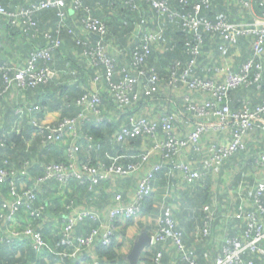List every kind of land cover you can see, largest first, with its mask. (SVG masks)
<instances>
[{"label":"built area","instance_id":"2783aa9c","mask_svg":"<svg viewBox=\"0 0 264 264\" xmlns=\"http://www.w3.org/2000/svg\"><path fill=\"white\" fill-rule=\"evenodd\" d=\"M75 9L83 7V0H40L32 3L28 7H21L18 11L8 12L0 5V14L7 15L9 23L14 26L31 28L35 25L33 14L36 11L48 8H61L67 2ZM149 2L152 9L159 14H167L170 17L177 16V12L167 5L165 0H145ZM186 3L187 0H178ZM209 0H200L193 6L194 13L181 15L180 18L184 27L192 34L193 39L186 42V52L192 56L186 65L178 72L175 67L169 72L168 84L172 88L185 87L189 91L206 93L208 99H204L200 104L194 103L189 96H185V111L192 113L200 119L209 118L213 120V125L206 123L196 124L185 136H180L175 127L176 115L173 112H166L158 119H151L147 116H138L130 124H122L117 133L116 141L124 143L138 136L143 137L146 147L137 162L127 166L111 165L103 163L92 164L89 161H77L76 153L82 148L78 139L89 143L90 138L80 136L78 131L81 123L94 120L97 124L104 121L110 122L109 117L104 116L98 105L100 99L101 83H106L111 96L115 102L121 106H130L139 102L142 97H153L160 90L162 78L155 71L154 67L146 65V59L151 55L152 45L161 42V30H154L144 33L141 29H136L134 33L133 68L121 71V78L114 80V56L107 54L102 44L106 34L105 25L98 19L90 16L83 17L82 23L87 34L99 36L96 45L85 51V55L90 58L92 65L101 67L96 70L92 77V84L95 90L89 88L77 100L76 106L81 110L75 117L60 119L56 122H47L38 116L42 111L39 104H27L20 102L14 108L15 122L18 124L23 119L34 128L36 135L43 137L46 144H56L61 138L68 135L70 143L67 153L71 158L68 163L53 162L46 165L44 173L36 180L37 185L54 180L61 184L67 183L75 178L79 183H88L89 186L97 185L103 181H115L119 178L131 177L144 172L136 182L134 193L131 200L124 203L122 194L116 192L112 203L108 209V221L104 223L103 215L98 209L84 208L77 206L70 200L65 205L66 215L61 226L60 243L73 253H90L96 246H109L112 242V233L116 230L114 222L117 220H133L141 215L142 204L145 198L150 197L154 192V182L156 176L164 172L167 176H175L176 173L189 184L199 180H205L210 174L218 173L223 163L232 157L236 152L245 148V138H247L256 123L261 120L264 114V99L259 103L244 101L242 108L232 111L227 105L226 100L228 91L238 86H254L261 88L264 84V70L258 59L264 53V7L260 17L251 22H228L220 20L217 23L201 21L197 14L202 5H207ZM133 7H136L133 5ZM137 8V7H136ZM63 13H60L62 15ZM203 25L207 31H219L223 38L232 45L236 44L240 35H254L252 43L253 56L244 62L239 71H232L225 65L216 70L217 75L223 76V81L213 79H202L195 76L194 68L196 58L201 53L203 39L199 31V26ZM49 44L36 51H32L22 67L12 69L7 65H0L1 77L4 87L0 92L11 93L13 89L24 90L46 83L51 76L52 70L47 64L52 60V50L60 44L59 40H53L50 35H46ZM79 43V41H78ZM83 44V42H80ZM112 55V54H111ZM43 63H39V61ZM179 66V62H176ZM257 121V122H256ZM16 124V125H17ZM212 128L214 131L229 130L231 140L227 144L207 143L202 145V137ZM11 131H19L18 127H13ZM90 146V145H88ZM185 148H191L196 152L205 150L207 156L201 162V169L195 170L194 167L184 161H174L182 154ZM154 154H158L159 161H153ZM173 159V160H172ZM258 166L264 169V153H260L255 161ZM27 164V163H26ZM21 171V174H24ZM14 179H18L16 172L0 169V182L9 180L12 199H6L3 207L8 208V213L0 214L4 220L5 229L3 233L9 232L10 240L19 237H28L32 240L35 248H39L43 239L40 232L35 231L30 224L26 225L22 231L10 229L15 221V214L20 206H24L31 216L39 217L45 211V206L32 208V203L37 198V192L20 186L15 189ZM243 206L238 207V211L233 215L235 218L247 220V227L240 237H228L224 240L221 253L218 254L212 264H254L253 258H247L248 252L264 254V249L260 243L264 242V187L258 186L254 192V207L248 214L243 213ZM205 212L202 227L199 230L201 239L207 238L212 230L214 215L210 206L203 207ZM259 213L257 215L256 213ZM260 216V217H259ZM90 219L97 221L98 225L92 227L85 234L77 233V223ZM6 235V234H4ZM170 241L176 249L180 261L184 264H199L194 257L188 254L183 242L182 232L177 228L171 216L170 208H166L164 213L158 218L157 230L151 235V244H165ZM94 264H100L97 260ZM151 264H162V251L154 252L151 257Z\"/></svg>","mask_w":264,"mask_h":264},{"label":"trees","instance_id":"16d2710c","mask_svg":"<svg viewBox=\"0 0 264 264\" xmlns=\"http://www.w3.org/2000/svg\"><path fill=\"white\" fill-rule=\"evenodd\" d=\"M39 1L40 0H0V5H2L8 12L15 13L19 8L28 7L30 4ZM165 1H167V5L171 9L177 12V16L170 17L164 13L159 14L153 10L151 4L145 0H83V7L81 9L73 8L71 6V2L69 1L65 6L59 9L48 8L36 11L33 14V21L35 22V25L31 28L27 27V29L11 25L9 23L8 16L0 14V65H7L12 68L9 71L11 74L14 72L13 68L22 67L25 64L26 59L32 51L40 50L49 44V39L46 35H50L49 38L53 40H59L60 44L57 48L52 50V60L47 62V64L50 63L49 66L51 70H53V68L64 69V72L59 78V81L64 83L62 85H60L61 83L59 82L55 83L54 79L50 76L46 83L39 84L35 87H29L22 90V92H24L26 96H29L32 102L39 104L42 107L40 115L45 113V110L47 109H54L61 112V119L77 116L81 108L76 106V100L84 92L89 90V88L95 90L96 87L92 84V77L95 75L96 70H101L100 66L94 67L90 58L84 54L86 50L95 46L97 42L89 37L90 34H87L82 23L83 17L90 16L100 20L106 27V34L103 37L102 44L104 45L107 54L114 56V80L121 78V71L123 68L127 70H132L133 68V51L135 46L131 45L130 41L133 40L136 29L142 27L143 32L146 33L154 31L156 27L160 26V28H162L161 41L166 43V49L163 50V54H159L158 51H155L157 44H153L151 55L146 59V65L148 68L154 67L163 82L168 81L171 68L175 67V69H178L177 71L180 72L189 59L192 58V56L188 54L185 49L186 42L192 40L193 37L191 32L184 27L180 16L193 14V6L200 0H187L186 3L178 0ZM229 1L233 3V1L236 0H209L207 5H202L197 17L201 21H209L211 23H217L220 20L237 22L230 20L232 18L228 17L227 14L225 15L218 12V8L222 5L226 6ZM230 2L229 4L232 6ZM133 5L137 8L133 7ZM263 7L264 5L260 2L256 4L257 9H263ZM60 13L63 14L60 15ZM199 31L201 33L203 43L201 53L196 58L194 71L195 76L202 79H213L211 77L213 74H217L216 70L218 68L225 65L229 66L227 63L225 64L219 61L220 55L226 52L227 49L235 48V46L237 47L238 45H241L238 49L242 52L243 48H245V46L249 43L248 41L252 40L251 36L240 35L236 44L232 45L223 38L219 31H207L203 25L199 26ZM11 39L14 42H17L19 39L20 42L14 43ZM133 41L135 43L136 40ZM80 42H83V44ZM113 49L116 51V54L112 53ZM6 54L15 55L19 58V60H24L22 63L18 62L17 64L6 62V58L4 57ZM252 56L253 53L247 55L246 57L244 56L245 58L240 56L243 58L241 59L243 60L241 64L246 62ZM157 58L159 59L157 60ZM258 61H260L264 70V53ZM176 62H179V66H176ZM39 63H43V61L40 60ZM70 74L71 77L69 76ZM68 78L72 79V82L67 83L66 81H63ZM85 79L87 80L86 85L82 84V81ZM213 80L217 81V79ZM4 85L5 84L0 73V92ZM9 94L10 93H2L0 102L6 101ZM99 96L101 102L98 105V108L103 110L104 104L107 103L106 99H110L112 96L107 87L104 91H100ZM153 97H142V99L146 98V100H149ZM112 98L111 100L117 107H122L121 105H118L115 100H113L114 98ZM208 98L209 97L205 99ZM256 98H258L259 101H256L255 103H259L264 99V84L261 88H257V90L254 86L246 87L241 85L234 87L228 91L226 103L232 111H238L242 108L244 101H251V103H253V100ZM139 102H141V100ZM139 102L134 103L133 105H136ZM193 102L200 104L202 101L194 100ZM19 103L20 102L15 105H12L11 103L4 104L6 109L4 110L6 111L7 117L10 116L12 112L14 115V108ZM26 103L29 104L28 102ZM166 112L171 111H165L164 113ZM190 114L193 115L192 113ZM193 116L196 117L195 115ZM23 120L27 121L26 119ZM263 120L264 114L261 116V120L256 122L259 123ZM27 122L22 123L21 129L18 133L11 130L6 133L0 132V169H6L9 172L14 170L16 172L18 179H14L15 189L19 190L20 185H24L25 188H30L36 191L37 198L32 203V208H39L43 205L45 206V211L47 205L39 200L40 188L47 190V187L51 185L56 191H58L57 188L63 190L65 199L62 198L64 196L58 195L52 200V203H50V208L53 207V204H56V206L61 209L64 216L66 215L65 205L70 200L74 201L77 206H84V208L90 206L91 203L98 204L96 199L99 196H97V194L99 192L100 194L103 193V187L108 186V181H103L97 185L89 186L88 183H79L75 178H72L65 184H61L54 180L47 181L41 185L36 184L37 178L44 173L46 165L53 162L68 163L71 161V158L67 153L70 138L68 135L61 138L60 142L63 144L62 150L58 149L57 144L43 145V137L40 135H37L33 143L30 146H27L26 140L23 136L26 135L28 137L31 128L34 129ZM83 123H81V125ZM81 125L78 131L79 135L87 136L90 140L87 145L83 146L76 153L75 159L77 161L86 160L92 164L103 163L107 166H127L130 163L137 162L141 159L143 153H140L138 149L144 141L143 137L138 136L124 143H119L116 141V136H114L115 143L113 142V144H111L108 138L113 131V127L108 121L98 124V127H90L86 130L84 129L85 131L81 130ZM261 126L264 128L263 123ZM254 128H256V126ZM259 131L262 132L264 129L257 128L255 133H258ZM248 147L251 148L253 146L251 143L245 142V148L236 152L232 157L227 159L224 162L226 164L223 163V169L229 167H233V169L236 168L238 169V173L233 174V177L236 176V180H242L244 178L245 181H249L251 183L253 179L255 182L256 177H250V174L244 176V173L246 170L248 173H251V170L254 168L253 158H250L249 156L255 153H250V149ZM125 153L128 155V159L121 158L120 161L119 159L116 161L114 160L116 156L118 157L117 154L121 155ZM21 171H24L25 173L21 174ZM209 178L210 176L202 182L190 185V195L186 196V202H179L171 198H161V200L160 195H157L156 193L152 194L150 197L144 199L141 215L159 218L164 213L166 208L171 207V202H175L176 204L178 203V205H176V208L178 209H182L184 204L190 205V221L185 224L187 225V228L190 226L189 230L186 229L187 233L190 231V238L188 235L184 234L185 232H183L180 227L177 226V223L176 226L182 232L185 246L187 245L191 248V245L195 242L194 236H197L196 239L198 242L201 240L198 234L200 228L202 227L205 215L202 208L207 205L210 206L214 215L212 228H215L220 223L219 221H222L221 224H226L228 228L227 238L240 237V232L243 233L248 222L247 220L238 219L233 216L238 211V207L241 205L238 202L239 195H234V197H236L235 199H226L225 196H223L219 198V200L217 195L209 193V190L214 187ZM174 181L175 180H173V178L167 177L164 172H161L156 176L154 185H156L157 188L160 187L163 193L167 183L171 185L175 183ZM9 182V180L0 182V214L8 213V208L3 207V203L6 199L11 200L13 198ZM262 186L264 187V184H262ZM103 194H101V196ZM106 195L111 196L110 193H106ZM3 196L5 197L2 199ZM106 198L107 197L104 198L103 196L104 200H106ZM60 199H63L64 201L62 202ZM122 199L124 201L123 194ZM82 201L83 203H81ZM243 210L244 214H248L252 210H255V207L244 205ZM171 211L173 218L175 216V210ZM256 214L259 215L258 212ZM14 218L15 221L10 228L11 230L15 229L22 231L26 225L30 224L35 231L40 232L43 243L37 249L30 242V238L28 237H19L14 240H10L9 232L3 233V231H7V229H5L6 225H4L3 218L0 217V264H56L58 261L62 262V264H79L78 260L73 261L72 257L69 256L72 251L66 249L60 243L61 229L53 231L51 234L49 229L40 228V224L44 220V213L39 217H34L29 214L28 210L24 208V206H20ZM131 222L132 220L130 219L127 220L125 224L129 225ZM122 223L123 222L121 220H117L114 222V225L117 228V226ZM97 225V221H92L90 219L80 221L76 226L77 233L85 234L92 227ZM145 230L148 229L146 228ZM116 231L117 230H114L112 233V242L109 246L97 245L92 250L93 254H95L94 260H101V262H99L100 264H104L105 262L113 264L116 262L120 263L125 259L116 251ZM159 245L161 244L158 243L154 245L151 247L150 251L144 253L148 257L144 259L147 260V264H151V257L154 252L158 250L162 251V264H165L164 251L163 248H158ZM259 245L264 249V242H261ZM190 248L186 247L188 254L191 257H194L199 264H202L192 254ZM44 254H47L46 258L44 257ZM246 257L253 258L254 264H264V254L248 252ZM82 260L88 261L89 264H94L88 257H82ZM177 260V264H184L179 260V258H177Z\"/></svg>","mask_w":264,"mask_h":264},{"label":"crops","instance_id":"0c3cea01","mask_svg":"<svg viewBox=\"0 0 264 264\" xmlns=\"http://www.w3.org/2000/svg\"><path fill=\"white\" fill-rule=\"evenodd\" d=\"M229 2L227 3L226 6L225 5L220 6L218 8V12L221 14H225V15L227 14L228 17L232 18L230 20L237 21V22H251L254 19L260 17V14L262 13L261 12L262 8L257 9L256 4L260 2L261 4L264 5V0H261V1H258V0H239L238 1L236 0V1H233V3L230 2L233 7L229 4ZM139 29L143 31L142 27H139ZM157 29L161 30L162 28H160L159 26L155 28V30ZM246 36H251L252 40L248 41L249 43L247 44V46H245V48H243L242 52L240 51V49H238L241 45H238L237 47L235 46V48L227 49L226 52L222 53V55H220V58H219V61L221 63H225V64L227 63L229 67L233 71H236V72L239 71L242 66L241 63L243 60L241 59L243 58H241L240 56L246 57L247 55L252 54L251 53L252 43L255 40V36L254 35H246ZM91 38L95 40L93 37ZM133 40L130 41L131 45H134ZM11 41L14 42L12 39ZM19 42L20 40L18 39V41L14 43H19ZM165 45L166 43L161 41L156 46L155 51H158L159 54H163V50L166 49ZM112 53L116 54V51L113 49ZM7 54L4 55V57L6 58L5 60L6 62H12V63L17 64L18 62L22 63L24 60V59L19 60V58L15 55H11V54L7 55ZM158 59L159 58H157V60ZM63 72H64V69L53 68L51 77L54 79L55 83L59 82L61 83L60 85L64 83V82L59 81V78ZM69 76L71 77V74ZM211 78L217 79V81H223L224 79L222 75H217V74H213ZM63 81H66L68 83V82H72V79L68 78L67 80H63ZM86 83H87L86 79L82 81V84L86 85ZM99 86H100L101 91H104L106 89V83L104 82L99 84ZM14 90L15 89H13V91L9 94V96H7L6 101L0 102V132L1 133H4L5 130L6 132L9 130H13V127L15 128L18 127L20 130L22 123L27 122L25 120H21L17 124L15 122V116L13 115V112L11 113L10 116L7 117L4 104L11 103L12 105H15L18 102H22V103L28 102L29 104H35L34 102H32V100H30L29 96H26L24 92L20 90H15V91ZM185 96H189V98L193 101L194 100L203 101L205 98L209 97V95L206 93L189 91L185 87H179L176 89L172 88L168 84V81H165L161 83L160 90L152 99L146 100V98H143L141 99V102H139L136 105L117 107L115 103L111 100L112 97L110 99L107 98L106 99L107 103L104 104L103 110L101 109L102 110L101 113L104 116L109 117L111 119L109 123H111V126L113 127V131L110 134V137L108 138L109 142L111 144H113V142L115 143L114 136H116V133L122 124H130L133 121V119H135L138 116H147L151 119H158L160 115L164 113L165 111H171L175 113L176 115L175 127H176L177 133L180 136H185L189 131L193 129L196 123H206L208 125H213L214 121L209 118L200 119L198 117L196 118L193 115L186 113L184 109L185 103H186ZM256 101L257 102L259 101L258 98L253 100V103H255ZM38 116L40 117V119L47 121V122H56L62 118L61 112L58 110H54V109L53 110L47 109L45 110V113H43L42 115L39 114ZM259 123L264 124V120ZM259 123H256V128H253L251 130L254 133L253 136L250 137V135L252 134L251 132L250 135L247 138H245V142L251 143V145L253 146L252 148H258L254 152L255 154L249 156L250 158H253L254 168L251 170V173H248L247 170L244 173V176H246L247 174H250L251 175L250 177L252 176L256 177L255 182H254V179L252 180L251 183L249 181L248 182L245 181L244 178L242 180L240 179L236 180V176L233 177V174H237L238 169L236 168L233 169V167L223 169L224 164L226 163H224L221 166L220 171L218 173H213L209 175L210 176L209 179L212 181L214 185L213 189H215L216 186L222 187L219 184H216V181H214L217 176L219 177L222 175V177L223 176L226 177V179H228L233 184L232 187L230 188L226 187L221 191V192H224V196L226 199L228 198L235 199L236 197H234V195H237V196L239 195L238 197L239 204L250 205L251 207H254V192L256 188L264 184V169L258 166V164L255 162L259 154L264 153V131L262 132L259 131L258 133L257 132L255 133V130L257 128L264 129ZM90 127H98V124L94 120L87 121L81 125V130H84V129L86 130V129H89ZM259 135L261 136L259 137ZM23 137L26 140L27 146H30L35 140V137H37V135L35 134L34 129L31 128V131L28 137L26 135H24ZM230 140H231V134L229 130L214 131L212 128H210L209 132L206 133L204 137H202L200 142L202 143V145H207V143L227 144L230 142ZM78 141L80 145H82V147L86 145V143L84 142L82 138L78 139ZM56 144L58 145L57 146L58 149L62 150L63 144L61 142L56 143ZM56 144H49V145H56ZM43 145L46 146L48 144L43 143ZM145 147H146V143L145 141H143L138 151H140V153L141 152L143 153ZM117 155L118 157L116 156L114 158L115 161L118 159L120 161L121 158L128 159V155L126 153L121 154V155L117 154ZM206 156H207V152L205 150H202V152H196L191 148H185L182 151V154L179 157L175 158L174 161H179V160L184 161L186 163L191 164L195 170H199L201 169V162ZM152 160L159 161L160 160L159 155L154 154ZM143 172H144V169L141 170L139 174H136L134 176L126 177V178H119L112 182L108 181V186L103 187L102 192L104 194L101 193L103 194L102 196L100 192L97 194V196H99L96 199L98 204L91 203L90 206H88L87 208L98 209L103 215L104 223H106L108 221V209L112 203V199H113L112 197H114L116 192H120L124 196V203L129 202L134 193L137 179ZM167 177L173 178V180H175L174 181L175 183L171 185L167 183L164 194H167L169 198L173 200L175 199L176 201H179V202H182V201L186 202V196L190 195V191H189L190 185H193L194 183L192 184L187 183L180 177V175H178V173H176L175 176H167ZM202 181L204 180H199L197 182H202ZM20 186H24V185H20ZM47 188H48L47 190H43L42 188H40L41 190L39 191L40 192L39 200L42 203H45L47 205L46 211L44 212V220L41 222L40 228L49 229V232L51 233L53 231L61 229L65 216L63 215V212L61 211V209L56 206V204H53V207L50 208L51 207L50 203H52V200L56 198L58 195L64 196L62 198L65 199V195L63 193V190L57 188L58 191H56L51 185ZM183 188H185V190ZM156 189H157V186L155 185L154 191ZM106 193H110L111 196L106 195ZM103 196L104 198L107 197L106 200L103 199ZM4 197L5 196H3L2 199ZM63 199L62 200L60 199V201L63 202L64 201ZM233 201H237V200H233ZM81 203H83V201ZM170 204L172 205V207H169L171 208L170 210H175V216L173 217V220L176 221L175 223H177V226L180 227V229L183 232H185L184 234L188 235V237L190 238V231L189 233H187V230H186V229L189 230L190 226L189 228H187V225H185L188 221H190L189 219L190 205L184 204L182 209H178L176 208V205H178V203L176 204L175 202H171ZM153 219L154 218H151V216H142L141 218L139 216V217L134 218L131 224L129 225L125 224L127 220L125 221L123 220L122 221L123 223L117 226L116 228L117 235H116V242H115L116 247H117L116 251L118 252V254L123 256L125 259L123 260V262H120V263L116 262L114 264H131L128 261L127 256L130 253L132 246L134 242L137 240V238L139 237V235L144 232L151 236L157 230L158 218H155L154 220L155 222L153 221ZM219 222L220 223L215 228H212L213 230V231L211 230L212 234H210L207 238H204V239L200 238L201 240L200 242H198L196 239L197 236H194L195 242L191 245V248L190 246L186 245V247L191 249L192 254L202 264H212L215 257L221 253L224 240L227 238L228 228L226 224L224 223L221 224L222 221H219ZM146 228L148 230H145ZM29 240L32 243V240L31 239ZM151 247L153 246L149 245L143 250V252L139 256L135 264H147V260H144V259L148 257L144 253H146L147 251H150ZM158 248H163L165 264H177L178 263V260H177L178 254L176 252L175 247L170 241H168L165 244L159 245ZM92 250L88 254H86L85 252L81 254L72 252L69 254V256L72 257L73 261L78 260L79 264H89L88 261L82 260V257H88L90 260H92V263H94L95 254H93ZM98 262H101V260H98ZM57 263L62 264V262L60 261H58ZM104 264H113V263L105 262Z\"/></svg>","mask_w":264,"mask_h":264},{"label":"rangeland","instance_id":"374dc122","mask_svg":"<svg viewBox=\"0 0 264 264\" xmlns=\"http://www.w3.org/2000/svg\"><path fill=\"white\" fill-rule=\"evenodd\" d=\"M252 132V131H251ZM4 133H6V130H5V132ZM253 132H252V134L250 135V137H252L253 136ZM262 135V134H261ZM261 135H259V137L261 136ZM250 149V153L251 152H255L258 148H249ZM214 181H216V184H219L220 186H222V187H219V186H216L215 187V189H210L209 190V193H212V194H217L218 195V199L219 198H221V197H223L224 196V192H221L224 188H226V187H228V188H230V187H232V183L228 180V179H226V177H222V175L221 176H217L216 177V179L214 180ZM180 187V186H179ZM184 190H185V188H183ZM153 193H156L157 195H160V199L161 198H164V199H166V198H169V196L167 195V194H164V192L162 193V190H161V188L160 187H158ZM180 194V193H179ZM162 200V199H161ZM220 200V199H219ZM170 206L172 207V205L170 204ZM143 215H140V218L142 217ZM151 218H154L153 219V221L155 220V217H153V216H151ZM155 222V221H154ZM47 254H44V257L46 258L47 256H46ZM142 257V256H141ZM56 264H59V263H56Z\"/></svg>","mask_w":264,"mask_h":264},{"label":"water","instance_id":"95a60500","mask_svg":"<svg viewBox=\"0 0 264 264\" xmlns=\"http://www.w3.org/2000/svg\"><path fill=\"white\" fill-rule=\"evenodd\" d=\"M90 36L93 37L95 40H99V36L91 34ZM151 244V236L147 233H141L137 240L134 242L130 253L127 256L128 261L131 264H135L143 252V250Z\"/></svg>","mask_w":264,"mask_h":264},{"label":"bare ground","instance_id":"6f19581e","mask_svg":"<svg viewBox=\"0 0 264 264\" xmlns=\"http://www.w3.org/2000/svg\"><path fill=\"white\" fill-rule=\"evenodd\" d=\"M30 125V124H29Z\"/></svg>","mask_w":264,"mask_h":264}]
</instances>
